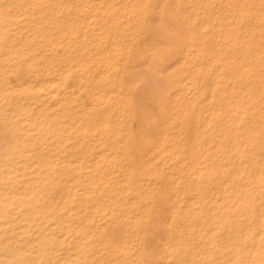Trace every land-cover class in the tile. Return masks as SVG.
Instances as JSON below:
<instances>
[{
  "label": "bare ground",
  "instance_id": "1",
  "mask_svg": "<svg viewBox=\"0 0 264 264\" xmlns=\"http://www.w3.org/2000/svg\"><path fill=\"white\" fill-rule=\"evenodd\" d=\"M17 67L0 89V207L32 210L57 184L43 206L75 219L72 240L123 209V243L146 206L126 209L140 194L117 197L125 181L168 176L185 203L155 212L184 223L189 264H264V0H0V76ZM98 176L120 179L115 197Z\"/></svg>",
  "mask_w": 264,
  "mask_h": 264
},
{
  "label": "rangeland",
  "instance_id": "2",
  "mask_svg": "<svg viewBox=\"0 0 264 264\" xmlns=\"http://www.w3.org/2000/svg\"><path fill=\"white\" fill-rule=\"evenodd\" d=\"M138 60L140 62V59H138ZM136 63L137 62L135 61L134 62V65ZM135 66L137 67V69L140 67V65L138 63ZM23 71H24V68L23 67H17L16 70H15V72H13V69L11 68V71H9L8 73H6L8 75V77H7L6 74L4 75V77L0 76V78H1L0 81L2 80V83H0V89L2 87H4V86H8V85L10 87L13 83H16V81H18L17 80L18 77L20 78L25 73V71L24 72ZM10 72H12V73H10ZM18 72L20 74H18ZM9 74H11V75H9ZM12 77L14 79L13 80L14 82L11 79ZM9 87H7V88H9ZM9 95H10L9 93H6V96H9ZM5 118H6V116H4L2 114V111H1V108H0V120H1L0 121V138H1L0 140H2V139L3 140L4 139L7 140V138H8V132H7V130L5 128H3V125L1 124V123H4L5 122V121L3 122V120ZM124 160H127V162L130 161L129 164L132 165V166H140L139 165L140 162L138 164V159H129V160L128 159H124ZM127 162L125 163V161H123V162H118L116 164H117L118 167H120V166H125L127 164ZM133 177H135V179H138V178H136V176H132L130 178L133 182L128 181L130 179H127L125 182L126 183L129 182L128 184L130 185V187H129V185L125 184V185H127V187L124 188L125 189L124 192H122V189H121V185L120 184H122V182L121 183L119 182L120 179H109V177H107V176H103L102 178H100L98 176V177L92 178L90 182L91 183H94L96 185H99V184L101 185L102 184L101 186L102 187L104 186V188H105V189H103L104 190L103 193L109 192V193L112 194V197H115V194H116L115 191H117V190L119 191L120 189L121 190L118 192L119 194L118 195L116 194L117 197H119V195L121 197L123 194L124 195H132V196H136V195L140 194V197H138L134 202L128 201L127 202V207H126V209H129V208L130 209L131 208L132 209H134V208L139 209L140 208V205L139 204H142V202H145L144 204L146 205V206H143L142 205L143 207H145V212L142 213V217L139 218V223H138L137 227L136 228L134 227L135 229H137V232H134V234H135L133 236V239L134 240H127L126 242H123L122 241L123 243H121V240H122L121 237L122 236H121L120 229L117 226V225H119V224H117V222H119L118 221L119 218L123 214H125V212H124L123 209H121V210H119L117 212L115 211L113 213V215H111L110 218L108 219L107 224H105V223L100 224L101 221L99 222L98 220L93 219L92 222L90 223V225L89 224L84 225V228L81 229L80 236H79V238H77L78 240H76V239H73L72 240V238H70L69 235L73 231V229H71V225H72V221H73L74 218L68 216L66 210L60 209L57 206H43L44 203L46 202V198H53L56 195L59 197V195H60V192H59L60 188H58L59 185L56 184V185H54L56 187V189L54 187H51L50 191H46V189L44 190V192L42 193V195H40L41 197L44 196V202H43V204L42 205L40 204L39 206L34 207L32 210H30V209L28 210V209L24 208L21 211L16 212V214H15L14 213L15 211H13L11 209L0 207V220H1V222H0V250H1L0 251V264H10V263L11 264H34V263L35 264H70V263H68V262H70L68 259H74V260H76V262H74V263L72 262L73 264H79V263H81V264H105L106 263L107 264L106 261H108L109 264H143L144 262H147V263H144V264H148V261L151 264H155V262H157L156 264H182V263L183 264L184 263H186V264L188 263L189 264V256L186 253V250L185 249H183L184 251L182 249L180 251H176L175 250L176 247H179L180 246L179 248H183L187 244L186 239L184 238L183 234H181V233H184V230H185V225H184L183 221H181L183 224H181L180 221H178V222H175V223H171L170 225H169L168 221H167V223H166V221H164V220H166L169 217L168 216L169 213L168 214L166 213V211H169L166 208V206H167L168 209H169V204H170L169 203L170 201H168L169 199H173V197H177L179 199H182V200H179V201H180V204L182 203V205H184L185 198L184 199L182 198V197H184V193L181 192V190H183V184L179 183L178 184L179 187H180V185H182L179 188L176 184L175 185L173 184L174 183L173 182L174 180H172V178H170L168 176H165V177L163 176L162 179H161V177L158 178L159 181L156 180V184L155 185L153 184L155 181H152L151 182V180H149V179H142V182L144 181V184L146 185L145 186L144 184H141L142 182L139 183L141 179H139L138 182H135V179ZM166 177H168V178H166ZM96 178H98V179H96ZM163 178H166L167 180L164 179V180H166L164 182ZM168 179H170L169 182H168ZM105 180H106V182H105ZM160 180L161 181L163 180V181L161 182ZM100 181H102V182H100ZM115 181H117V182H115ZM166 182H167V184H166ZM86 183H87V181H86ZM138 183H139L140 186L138 185ZM147 183L149 185H147ZM133 184L136 185V186H132L131 187V185H133ZM160 184H161V186H166V187H162V188H164V190L161 189V192L164 191L163 195H164L165 198L162 196V194L160 195V190H159L160 189L159 187H161ZM168 184L169 185L171 184V185L169 186ZM61 185H60V187H61ZM142 185L145 186V189L142 188V187H144ZM158 185H159V187L156 188V186H158ZM176 186H177V188H176ZM174 187H175V189H172ZM62 188H64V186H62L61 189ZM165 188H167V192L169 190V192L166 193V194H165V191H166ZM176 189H178V190H176ZM56 190H58L57 191L58 194L56 193ZM141 190H142V192H141ZM53 191L55 193H53ZM60 191H63V190H60ZM172 191L173 192L176 191V194H174V196H171L170 195ZM130 192H132V194ZM177 192H180V194H177ZM94 193H95L94 195L99 194L97 192V190H95ZM134 193H138V194H134ZM167 195L170 196V197H168ZM89 196H91V195H89ZM156 196L158 198L160 197L159 198L160 200L163 197L164 199L162 201H160V202H163V201L164 202L163 203H159V200H157V197ZM178 196H181V197H178ZM80 198L82 199V196L81 195H80ZM166 198H169V199H167L165 201ZM91 199L92 200L89 203H94L95 200H96V198H93V197H91ZM112 199H114V198H112ZM79 202L81 204H83V199L80 200ZM165 203H166V205H165ZM153 204H155V206H156V204H157V206H159V205L160 206L159 207H154ZM161 204H162V206H161ZM163 206L165 207L164 209L162 208ZM155 208H157L156 210H161V208H162L161 211L164 210L163 211L164 212L163 215H165V218L166 219L164 218V216H163V218H161L162 217L161 216L162 214H160L161 211H157L158 213L156 214ZM152 211H153V214H152ZM19 213H20V215H19ZM165 213L167 214V216H166ZM31 214H32V216H30ZM154 214L156 215L155 216L156 219H154L155 217L154 218H151V215L153 216ZM157 215L159 217H157ZM21 216H24V217H21ZM149 217L152 220L149 219ZM145 219L147 221H145ZM148 219L151 220L150 221L151 223L149 222ZM159 221H164V222L161 223V226H160V222ZM35 222H36V224H35ZM49 222H50V224H49ZM93 222H94V225H93ZM155 222H158V223H155ZM2 223H3V226H2ZM33 223H34V225H33ZM70 223H71V225H70ZM147 223H149L151 226L148 225ZM103 224H105V225H103ZM67 225H69V227H67ZM182 225H184V229H183ZM156 226H158V227L155 228ZM178 226H180L181 228L178 227ZM106 227H108V228H106ZM114 227H116L118 230L116 228H114ZM151 227H152V229H151ZM110 228H111V230H109ZM105 229L107 230V233L109 235L106 233V231L104 233V230ZM162 229H165V230L163 231ZM33 230H35V232ZM158 230L159 231L161 230V231L159 232ZM173 230H174V232H173ZM15 231H16V233H15ZM146 231H147V235L145 233ZM152 231H154V232H152ZM155 232H157V233H155ZM172 233H173V235H170ZM175 233L177 235H175ZM34 234H35V237H34ZM105 234H107L108 236H106ZM67 235H68L69 238L67 237ZM103 235L105 236V239H104ZM145 235H146V237H145ZM151 235H152V238H150ZM155 235H157L158 237L153 238ZM164 235H165V237L168 235L167 236L168 238L167 237L165 238ZM169 235H170V237H169ZM113 237H115V239ZM171 237L172 238H175V239H172V241L170 239V241H168L167 239H169ZM91 238H94V239H91ZM164 238H165V241L167 240L168 243L164 242V240H163ZM221 238L222 237L219 236L218 237V241H221L222 242V239ZM102 239H103V241H102ZM107 239H108V241H107ZM112 239H113V241H112L113 243L110 241ZM26 240H27V242H26ZM56 240H58V241H56ZM71 240H72V242H70ZM146 240H148V242ZM149 240H151V242ZM116 241L118 243L120 242L121 244H118ZM174 241H175V243H174ZM178 241H179V245H178ZM181 241H182V243H181ZM10 242L12 244H9ZM104 242H105V244H104ZM145 242L147 244H145ZM23 243H24V245H23ZM59 243H60V245H59ZM153 243H154V245H153ZM6 244H7V247L10 248L9 250L6 247ZM35 244H36V246H35ZM71 244H73L74 246L71 245ZM108 244L110 245V247H106L105 246V245L109 246ZM144 244H145L146 248H145ZM157 244H159V245H157ZM161 244H163V245L160 248ZM53 245L55 246L54 248H53ZM167 245H169V247L171 249ZM165 246H166V248H165ZM37 247H38V249H37ZM111 247H112V249L115 247V249L111 250ZM120 247H121V249H120ZM12 248H13V251L11 250ZM58 248H60V249H58ZM144 248L146 250H144ZM155 248H158V249L156 250ZM5 249H7V252L5 251ZM35 249H36V251H35ZM106 250L111 251V253L110 252H107ZM164 250H167V251H164ZM174 250H175V253L173 254L172 252H174ZM10 251H12V253ZM15 251H17V252H15ZM181 251H183V252H181ZM60 252L62 254H60ZM153 252H155V253H153ZM167 252H169L168 256H166L167 255ZM22 253L25 254L24 259H23V256L24 255ZM163 253L164 254L166 253V254L164 255ZM176 253L177 254L179 253V254L176 255ZM10 254H15V255H10ZM26 254H28V255H26ZM16 255H19V256L17 257ZM37 255H38V257H37ZM46 255H48V256H46ZM143 255H145L146 258ZM163 255L166 258L165 257L163 258L162 257ZM29 256H30V258H29ZM32 256H35L38 259H36L34 257L31 258ZM148 256H150V257H148ZM181 256H183L184 258L181 257ZM26 257H27V259H25ZM148 258H150V259L152 258L155 262H152L153 260L151 261L150 259L148 260ZM161 258H163V259H161ZM56 259L59 260V261H57ZM157 259H158V261H157ZM17 260H19V261H17ZM36 260H37V262H35ZM64 260H66V261H64ZM141 261H142V263H141ZM169 261H170V263H169Z\"/></svg>",
  "mask_w": 264,
  "mask_h": 264
}]
</instances>
